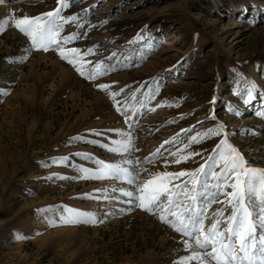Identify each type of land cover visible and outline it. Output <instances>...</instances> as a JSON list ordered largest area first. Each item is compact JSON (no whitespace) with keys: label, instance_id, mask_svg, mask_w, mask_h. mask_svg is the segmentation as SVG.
<instances>
[{"label":"rangeland","instance_id":"374dc122","mask_svg":"<svg viewBox=\"0 0 264 264\" xmlns=\"http://www.w3.org/2000/svg\"><path fill=\"white\" fill-rule=\"evenodd\" d=\"M53 7L55 0H4L0 20ZM73 13L84 23L66 24L62 35L79 32L82 38L67 46L94 48L85 59L108 69L95 80L80 76L54 50L33 49L10 21L0 30V264H175L196 250L183 247L187 237L161 222L155 210L125 204L115 190L134 187L123 180L74 179L81 174L73 164H95L72 154L91 153L118 165L131 160L127 167L135 171L139 160L147 170L141 178L157 170H192L219 137L193 144L189 138L222 122L248 166L264 168V0H69L61 14ZM137 33L142 39H135ZM99 83L109 84V91L123 89L115 100L133 117L132 127ZM248 86L253 98L245 103L234 92ZM147 90L155 97L148 107L161 101L165 106L141 109ZM180 129L186 131L176 136ZM127 133L133 149L121 154L69 141L81 135L114 147L109 141L127 139ZM183 145L182 155H199L165 167V158L174 159L169 153ZM157 148L159 156L144 162ZM62 156H68L66 163L41 164ZM57 205L93 214L97 222H59ZM218 207L211 204L208 213Z\"/></svg>","mask_w":264,"mask_h":264},{"label":"snow or ice","instance_id":"6c2138e0","mask_svg":"<svg viewBox=\"0 0 264 264\" xmlns=\"http://www.w3.org/2000/svg\"><path fill=\"white\" fill-rule=\"evenodd\" d=\"M3 2L4 0H0V3ZM67 8H69V0H55V7L47 12L37 15L5 16L3 20H0V30L5 22L10 21L11 25L27 38L33 49L45 52L50 49L54 50L56 55L72 66L80 76L95 80L104 75L108 69L103 66L101 61L93 63L85 59L86 56L93 53V47L81 49L67 46L82 37L76 31L62 35L64 26L79 21L75 26L80 28L84 23L83 18L76 13L68 16L62 15V10ZM83 11L88 12L89 9L86 8ZM9 12L12 10L9 9ZM91 27L92 25H89V28ZM135 39H142V37L137 33ZM96 87L108 92L109 97L115 101L116 111L122 113L125 123L132 127L133 117L128 116L120 106V102L115 100L117 95L123 92V89H120L119 92L109 91L111 86L106 83H99ZM125 87L128 86L125 85ZM234 95L243 97L244 102L248 103L253 98V87L242 88L240 92H234ZM153 99L155 97L151 91H145L141 97L140 108L147 107L149 112H154L156 108L165 106L161 101L155 107H148V103ZM209 119H214V113L209 114ZM88 131L96 136L102 135L96 130ZM108 131L120 133L119 129H109ZM185 131L186 129H180L176 136ZM126 135L127 139L110 140L109 143L114 147L101 144L99 140L85 141V137L81 135H74L69 138V141L88 142L99 145L112 153L121 154L133 149L131 134L127 133ZM226 136L227 133L222 122L195 133L189 138V144L219 137L203 163L192 170L181 169L176 172L157 170L148 173L144 178H141L140 174L147 170L140 167L139 160L135 162L139 171H135L127 167L132 165L133 161L131 160H124L122 164L118 165L99 159L91 153L76 152L72 155L93 162L95 167L89 168L73 164L72 167L81 174L73 178L109 177L121 179L133 186L134 190L119 189L115 191L127 198L124 200L125 204H135L140 210L148 213H153L154 210L158 212L161 222L170 225L176 233L181 234L182 238L187 237V239H182L185 249H192L194 245L196 250L190 251L188 255L179 256L175 264H187L188 261H196L197 264H264V168L248 166L244 157L237 148L229 143ZM174 139L175 137H172L163 141L161 147L171 143ZM186 147L187 145H183L170 152L169 156L174 159L169 161L165 158L164 166L166 167L170 162L174 164L186 162L189 158L199 155L198 152L193 151L182 155L181 153ZM159 154L160 148H157L144 158V162H151ZM68 159V156L52 157L49 161L41 162V164L42 166L46 163L63 164ZM51 175H58L60 179L66 178L59 174ZM93 191L100 190L94 189ZM84 195L88 196L87 193ZM107 198V196L104 197V199ZM113 199H119V197H113ZM213 203L219 204L220 207L209 214L208 209ZM228 207H230V213L225 215V209ZM51 208L52 206H48L38 211L45 212ZM60 208L62 211H59ZM56 209V216L62 223L97 222L93 214L79 209L66 205H57ZM108 214L105 213V215ZM206 221L210 222L206 223Z\"/></svg>","mask_w":264,"mask_h":264}]
</instances>
